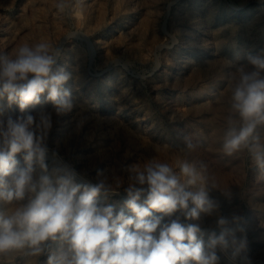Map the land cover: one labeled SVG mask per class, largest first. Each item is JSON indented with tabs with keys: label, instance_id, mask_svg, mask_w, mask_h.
Wrapping results in <instances>:
<instances>
[{
	"label": "rangeland",
	"instance_id": "rangeland-1",
	"mask_svg": "<svg viewBox=\"0 0 264 264\" xmlns=\"http://www.w3.org/2000/svg\"><path fill=\"white\" fill-rule=\"evenodd\" d=\"M38 43L59 51L54 70L69 74L73 108L57 115L42 96L28 111L52 113V151L113 185L118 194L101 204L128 213L133 165L167 163L179 175L188 162L207 177L219 214L242 217L230 226L244 229L236 235L250 264H264V169L246 149L223 148L231 79L248 55H264V0H0V55ZM18 113L0 101V118ZM215 219L200 223L212 231Z\"/></svg>",
	"mask_w": 264,
	"mask_h": 264
},
{
	"label": "clouds",
	"instance_id": "clouds-1",
	"mask_svg": "<svg viewBox=\"0 0 264 264\" xmlns=\"http://www.w3.org/2000/svg\"><path fill=\"white\" fill-rule=\"evenodd\" d=\"M58 56L47 43L0 55V101L19 109L0 118V264H32L45 256L44 264H250L247 238L236 235L244 229L230 226L242 217L219 214L221 202L195 165L180 163L179 175L167 163L131 166L126 214L99 202L118 194L112 184L86 179L49 148L52 113L28 110L42 96L57 115L72 110L64 88L70 76L54 70ZM230 92L224 151L246 149L264 169L257 131L264 126V55L247 56ZM202 216L216 217L215 230L202 227Z\"/></svg>",
	"mask_w": 264,
	"mask_h": 264
}]
</instances>
